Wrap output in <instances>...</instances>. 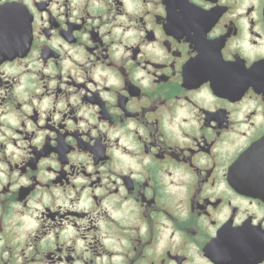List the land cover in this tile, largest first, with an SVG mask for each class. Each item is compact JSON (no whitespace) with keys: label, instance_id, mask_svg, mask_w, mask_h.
<instances>
[{"label":"flooded vegetation","instance_id":"1","mask_svg":"<svg viewBox=\"0 0 264 264\" xmlns=\"http://www.w3.org/2000/svg\"><path fill=\"white\" fill-rule=\"evenodd\" d=\"M0 264H264V0L0 5Z\"/></svg>","mask_w":264,"mask_h":264},{"label":"clouds","instance_id":"2","mask_svg":"<svg viewBox=\"0 0 264 264\" xmlns=\"http://www.w3.org/2000/svg\"><path fill=\"white\" fill-rule=\"evenodd\" d=\"M25 2H26V0H0V5H3L5 7L20 6Z\"/></svg>","mask_w":264,"mask_h":264}]
</instances>
